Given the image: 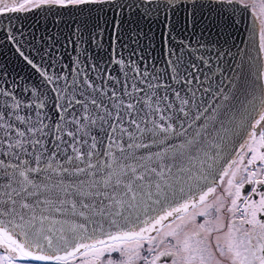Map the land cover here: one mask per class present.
Listing matches in <instances>:
<instances>
[{"label":"snow or ice","instance_id":"obj_1","mask_svg":"<svg viewBox=\"0 0 264 264\" xmlns=\"http://www.w3.org/2000/svg\"><path fill=\"white\" fill-rule=\"evenodd\" d=\"M212 3L259 7L258 54L241 63L242 76L228 78L227 90L222 82L212 89L224 68L214 71L181 41L166 48L164 73L137 66L143 87L104 93L105 105L87 73L71 82L50 74V53L34 48L37 63L7 34L49 88L18 94L0 75V264H264V0H0V15L107 10L138 24L163 14L170 42L177 13H190L195 34ZM201 31L211 33L207 25ZM75 36L78 47L79 29ZM215 55L223 62L229 53ZM110 63L126 67L115 49ZM74 64L79 77L78 57ZM238 134L240 150L229 152ZM225 156L230 162L218 170Z\"/></svg>","mask_w":264,"mask_h":264},{"label":"water","instance_id":"obj_2","mask_svg":"<svg viewBox=\"0 0 264 264\" xmlns=\"http://www.w3.org/2000/svg\"><path fill=\"white\" fill-rule=\"evenodd\" d=\"M56 11L55 9L51 12L47 9H37L32 12L0 15V75L6 74V86L14 89L18 94L25 87L31 89L39 86L47 91L49 86L19 57L15 51L16 45L7 39L9 32L16 36L22 49L26 54L33 56L37 63H42L39 55L50 53L46 56V62H43L50 74L63 72L69 75V82H71L72 79L78 81L84 79V73H87V78L95 87L103 90L97 93V98L105 105H110L111 102L109 96L104 93L110 94L115 89L120 95L123 94V88L126 85L140 84V77L135 73L137 66L141 72L147 66L149 72L164 73L167 67L166 48L169 44L175 46L181 41H190L192 47L191 49L186 48L185 52L191 51L193 57L200 54L205 55L210 60L214 71L217 67L224 68L222 75L213 76V91L218 90L217 85L221 82L227 90L231 86L228 78L242 76L245 69L241 68V63L247 61L249 54L252 56L258 54V49L254 44V41L258 43L255 18L243 5L230 6L212 3L211 10L205 7L204 20L198 23L195 34L191 27L190 13L183 11L177 13L170 21V42L166 40L169 27L162 23L163 14L159 19H144L137 24L129 23L127 19L121 21L118 14L107 10L103 13L94 12L91 16L87 13L74 14L69 10H61L63 14L57 15ZM186 16L187 19H185ZM213 24H219V29L213 27ZM205 25L211 29V33L201 31ZM186 26L187 30H185ZM77 29H79L81 40L78 41V47H73L70 42L76 39ZM197 40L208 42V48L212 51L208 52L203 48H198ZM34 48H40L43 51L37 55ZM113 49L118 57L124 60L125 69L122 70L118 65L110 63ZM221 50L229 53L223 62L215 55L216 51ZM77 57L80 66L79 77L71 71L76 67L74 61ZM190 58L185 55V62ZM93 65L97 66L96 70H93ZM127 65H132V70H128ZM134 76L135 79H133ZM165 81L172 83L167 76H161L160 82L163 84ZM0 83L4 81L0 80ZM140 86L143 87L142 84ZM174 87H180V85L175 84ZM82 90H87L86 85ZM204 100L211 103V95L206 94ZM2 102L3 98H0V103ZM51 114L56 115L54 111ZM242 141L243 139L238 134L228 151H236ZM228 161V157L225 156L218 170Z\"/></svg>","mask_w":264,"mask_h":264},{"label":"flooded vegetation","instance_id":"obj_3","mask_svg":"<svg viewBox=\"0 0 264 264\" xmlns=\"http://www.w3.org/2000/svg\"><path fill=\"white\" fill-rule=\"evenodd\" d=\"M248 2H249V4H251V3H252V0H248ZM257 3H258V0H257ZM248 9H249V11H250L252 14H253V11H255L257 14H259V7H256L255 9H253L252 7H248ZM253 16H254V15H253ZM254 18H255L256 25H257V31H258V33H259V20H257L255 16H254ZM242 143H243V141H242ZM239 150H240V145L237 147V150H236V151H239ZM232 158H235V156L233 155ZM228 162H230V161H228ZM225 166H226V165H225ZM226 179H227V178H225V180H226ZM218 183H219V182H218ZM249 188H250L249 185H245L244 189H242V194H246V193L248 192ZM220 190H221L220 188L217 189L218 192H219ZM209 199H211V197H210ZM257 199H258V198H257ZM202 220H203V217H197V222H198V223H199V222H202ZM165 223H167V222H165ZM163 231H167V229H166V228L163 229L162 232H161V235H162ZM158 239H159V237H158ZM169 239H171V238H169ZM173 243H174V241H173ZM162 259H167V258H162Z\"/></svg>","mask_w":264,"mask_h":264}]
</instances>
